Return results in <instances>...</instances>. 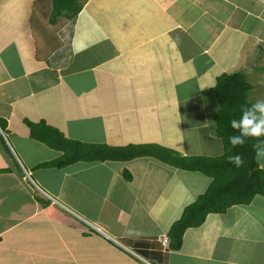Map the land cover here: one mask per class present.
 Listing matches in <instances>:
<instances>
[{"label": "crops", "instance_id": "0c3cea01", "mask_svg": "<svg viewBox=\"0 0 264 264\" xmlns=\"http://www.w3.org/2000/svg\"><path fill=\"white\" fill-rule=\"evenodd\" d=\"M81 1L73 20L49 24V0H0V264H264V197L207 215L171 251L160 238L209 177L151 157L38 168L61 152L31 139L25 123L83 143L204 156L194 127L204 112L210 147L223 154L212 88L247 65L259 92L250 97L264 100L254 75L264 60L252 63L264 52V0ZM183 106L196 116L190 125ZM139 242L151 253L137 252Z\"/></svg>", "mask_w": 264, "mask_h": 264}, {"label": "trees", "instance_id": "16d2710c", "mask_svg": "<svg viewBox=\"0 0 264 264\" xmlns=\"http://www.w3.org/2000/svg\"><path fill=\"white\" fill-rule=\"evenodd\" d=\"M49 1L51 5L49 24H55L60 17L73 20L83 4L81 0ZM251 88L246 75L242 72L223 73L216 79L212 92L218 104V111L214 117L216 133L223 144V154L220 156H183L155 144L114 147L83 143L65 138L60 131L44 121L37 123L25 121L31 139L61 152L57 159L36 167L65 168L77 162L86 164L125 162L140 157H151L176 169L198 172L209 177L211 182L206 191L183 209L181 217L167 231L168 249L178 251L182 245L184 232L189 228L201 226L207 215L224 214L232 206L248 205L255 197H264V170L260 167L252 147L257 141L248 138L243 146L232 148L228 139L230 135H239V132L231 128L230 121L240 119L242 106L254 104L250 97ZM5 128L6 121L0 119V129L4 131ZM261 140H264V137ZM236 154L244 157V165L240 168L228 161V156ZM123 175L127 180L130 179L126 171ZM148 248L146 242H139L134 246L142 255L151 253Z\"/></svg>", "mask_w": 264, "mask_h": 264}, {"label": "clouds", "instance_id": "9594fccd", "mask_svg": "<svg viewBox=\"0 0 264 264\" xmlns=\"http://www.w3.org/2000/svg\"><path fill=\"white\" fill-rule=\"evenodd\" d=\"M230 126L233 130L239 132V135H230L228 138L232 148L243 146L246 139L252 138L257 141L252 145L255 150V157L257 159L264 157V140H261L264 137V100H258L254 104H251V106H242L240 109V119H232ZM228 161L237 168L242 167L245 162L244 157L239 154L228 156ZM133 255L135 254L133 253ZM136 256L138 255L136 254ZM138 258L146 263V260L141 256H138Z\"/></svg>", "mask_w": 264, "mask_h": 264}, {"label": "rangeland", "instance_id": "374dc122", "mask_svg": "<svg viewBox=\"0 0 264 264\" xmlns=\"http://www.w3.org/2000/svg\"><path fill=\"white\" fill-rule=\"evenodd\" d=\"M39 12H40V11H38V13L35 14V16H34L33 23H34L35 27H36V26L38 27V24H39V20H38ZM248 23H249V22H248ZM249 24H250V23H249ZM243 25H248V24H244V23H243ZM248 26H249V27H247L245 33H248V32H250V30H253V29L256 28V26H255L254 24H253V27H250V25H248ZM260 38H261V41L264 42V32H261V33H260ZM254 54H256L255 51H254V52H253V51H250V52H249V55H248V56H250V57H249L250 64H251V60H252L251 57L253 58ZM256 56H257V59H258L259 62L256 61V57H255V59H254V61H253L252 63H260V61H263V60H264V52L257 53ZM247 59H248V58H247ZM246 67L248 68L249 66L245 65L243 68L238 69L236 72H242V73H244L245 75H247ZM255 67H257V68L255 69V73H254V75H255V81H258V84H257V85H259L260 90H262L263 87H264V82H263V80H262V73L264 72V66L259 65V64H256ZM252 74H253V73H252ZM254 75H252V76H254ZM254 93L259 94V92H257L256 90L250 91V95H253ZM187 110H188L187 106H183V119H184V121H185L188 125H190V124L192 123L191 121H192L193 119H195L196 116H194V115H192V116H188V115H187ZM203 113H204V112L199 113V115L197 116L198 120L195 121L196 126L194 125L195 128L198 127V128H200V130H201V132H200V138L196 137V138L200 139V142H199V150H201V153L204 154V156H218V155L220 156V155H222V151H217V148L220 146V144L216 141V143L214 142L215 145L210 147V141H209V138H206V136H210V135H212L213 132H214V130L212 129V134H208L209 131H211V129H207V127H208V128H211V127L214 126V124H211V125L209 126V124H207V122L210 121V120H207V117H205ZM206 120H207V121H206ZM196 138H195V139H196ZM214 138H215V137H214ZM189 146H190V145H189ZM192 147H195V148L197 147V146L195 145V140H192ZM209 148H211V149H209ZM204 149H208V150H204ZM257 161L259 162L260 167L264 170V157H261V158L257 159ZM208 186H209V185H208ZM205 191H206V190H205ZM205 191H204V192H205ZM204 192H201V194H203ZM263 202H264V201H263ZM178 207H180V206H178ZM180 217H181V215H180ZM180 217H179V218H180ZM179 218H178V219H179ZM178 219H177V220H178ZM86 222H87V221H85V223H86ZM88 223H89V222H88ZM86 225H87V224H86ZM97 228H99V229L101 230V233H100V234H101L104 238H106V240L113 239V238H111L112 236H111L108 232L104 231L103 229H101V228L98 227V226H97ZM113 243H114V242H113ZM114 244H115V243H114ZM146 262H147V261H146ZM148 263H150V262H148ZM145 264H146V263H145Z\"/></svg>", "mask_w": 264, "mask_h": 264}, {"label": "built area", "instance_id": "2783aa9c", "mask_svg": "<svg viewBox=\"0 0 264 264\" xmlns=\"http://www.w3.org/2000/svg\"><path fill=\"white\" fill-rule=\"evenodd\" d=\"M86 224L87 225H90V227L95 231V232H97V233H101V230L99 229V228H97V226H93V225H91L90 223H88V222H86ZM111 242H114L115 244H118L115 240H112V239H109ZM168 238L166 237V236H162L161 238H160V242H161V244L162 245H164L165 247L167 246V244H168ZM147 263V262H146ZM147 264H149V263H147Z\"/></svg>", "mask_w": 264, "mask_h": 264}]
</instances>
